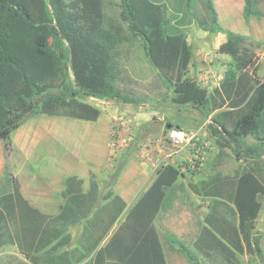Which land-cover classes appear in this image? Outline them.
I'll list each match as a JSON object with an SVG mask.
<instances>
[{
	"label": "trees",
	"instance_id": "obj_1",
	"mask_svg": "<svg viewBox=\"0 0 264 264\" xmlns=\"http://www.w3.org/2000/svg\"><path fill=\"white\" fill-rule=\"evenodd\" d=\"M119 1L121 21L132 37L140 39L149 65L172 90L171 102L191 106L205 118L218 111L209 125L218 148L234 145L240 151L232 148L238 159L244 158L241 151L250 158L257 156L259 147L245 146L244 141L252 138L264 146V82L252 76L251 57L240 58L246 38L223 31L213 1L204 0L208 20L197 24L204 31L224 34L226 42L219 53L238 61L237 68L231 65L227 70L220 89L208 93L190 76L193 53L186 24L169 18L161 3ZM243 1L245 22L261 16L259 3L264 0ZM185 5L189 8V0ZM174 9L183 19L187 16L181 5ZM116 43L124 45L128 38L119 26L105 24L104 0H0V141L6 162V184L0 192V247L15 246L31 264H79L92 253L89 264H168L157 220L180 206L177 181L184 174L178 167L166 165L157 172L145 194L98 248L125 209L119 196L112 191L101 196L92 174L87 190L82 180L71 176L64 181L58 213L45 214L22 196L9 164L11 135L28 116L95 122L100 110L87 104L88 98L139 105L111 84ZM167 126L174 127L171 122ZM146 129L139 128L133 143L145 138ZM190 189L210 199L207 214L196 219L193 249L216 264H239V256L251 252L253 242L250 223L240 229L231 207L237 179L216 175ZM81 222H85V244L69 251V230ZM169 240L191 264H197L183 243L172 235Z\"/></svg>",
	"mask_w": 264,
	"mask_h": 264
},
{
	"label": "crops",
	"instance_id": "obj_2",
	"mask_svg": "<svg viewBox=\"0 0 264 264\" xmlns=\"http://www.w3.org/2000/svg\"><path fill=\"white\" fill-rule=\"evenodd\" d=\"M212 1L217 14V23L223 31L242 35L243 37L249 36L253 39L255 38L254 36L257 35L258 32L254 29L256 24H253L252 19H249L248 22H245L244 20L241 23V29L234 27L230 28V24H223L228 20H232L233 10H237L239 14L241 13L240 16L243 17V0ZM182 2L183 0H175L176 4L174 5V8L181 5ZM178 16L179 20L181 15ZM208 33L209 31H204L201 28L200 31L195 30L187 33V42L191 46L193 53L189 71L197 70L196 77L199 71L213 67L203 59V43L204 40L207 39ZM217 34L225 37L222 33ZM199 38L201 40L197 41ZM190 40H192L194 44L196 43V46H194L195 48L192 47ZM127 45V43L119 45L118 49H115V51L112 52L113 76L111 84L123 97L134 100L139 105H121L112 101H99L92 98L85 100L87 104L98 109L99 105H103L105 108L102 107V110L99 109L100 117L95 122L69 119V176H61L59 180L54 183L47 173H43L41 175V182L38 183L37 176L31 175L33 172L31 165L35 162L34 159L37 157L36 150L41 145V141L54 129L67 126L63 124L60 118L46 116V118L55 120V124L52 127L50 125L51 122L39 118L43 115L28 116L25 118L22 125L12 133L11 140L13 151L9 157V163L10 167H12L13 161L14 166L17 165L19 170L22 173L24 172V175H22L23 181L17 179L15 175L13 176L17 179L20 185L22 196L42 213H51L50 211L52 210L53 214L50 215L58 213L59 207L63 203L60 194L64 189V181L67 177L74 176L82 180V187L84 190H87L89 187L90 175L92 174L96 177L100 195L103 192V188L105 189L109 183V190L125 202V209L116 221V223L119 222V226L126 215L154 182L157 172L164 165L177 166L176 164L179 161H185L186 150L173 155L170 158L166 157L165 151L159 150L152 159L140 161L137 158L135 150L130 149L117 158V163L115 165H108L107 150L109 148L111 137L119 124L122 122L127 123L129 127L133 128L130 132L131 135L135 136L143 124L148 125L152 123V120L150 119H154L150 114L151 110H147L145 107L149 105V102L162 99L168 94L165 85L157 73L149 72V63L143 47L141 46V50H136L133 46ZM173 125L174 127L186 129L182 127L180 123H175ZM165 129H168V126H166ZM164 130L157 133H151L148 137H157ZM5 163L4 145L3 142L0 141V181L3 180ZM117 171L118 174L116 175V178H113V175L116 174ZM184 179L185 175L181 176V180ZM58 197H60L61 201ZM44 205H46V209L44 208ZM177 205L158 217L157 227H159L158 229L161 227V229L165 231L180 230L178 233L174 231V233L180 237L179 241L190 243V245H192L197 233L196 219L199 218L193 213L191 215H181L178 219L181 226L179 227L178 225V227H176L175 223H177V215L180 210V206L178 205V207ZM57 208L58 211L55 210ZM115 224L98 248L104 246L114 231L118 228V226L114 228ZM84 226L85 222H81L70 228L69 233L71 235V242L69 244V251L79 249L81 245L85 244V240L82 239ZM76 228L81 230L79 237H75L74 230H76ZM162 245L164 248L163 242ZM172 251H174V255L172 256V259H170L164 248L168 264H186L183 255L176 253V250ZM93 255L94 253L79 264H89Z\"/></svg>",
	"mask_w": 264,
	"mask_h": 264
},
{
	"label": "rangeland",
	"instance_id": "obj_3",
	"mask_svg": "<svg viewBox=\"0 0 264 264\" xmlns=\"http://www.w3.org/2000/svg\"><path fill=\"white\" fill-rule=\"evenodd\" d=\"M152 1L163 4L166 7L167 16L169 18L172 16L177 18L179 17L174 9V5L176 4L175 0ZM186 1L187 0H183L181 7L183 11L187 12V16L183 19L181 15L178 22L186 24V34L195 30L200 31V26L197 24V21L208 20V13L205 9L204 0H189V8L185 5ZM259 8L262 12L261 16L251 18L253 20V24H256L254 29L258 32V34L254 36L255 40L249 36L245 37L246 41L242 45L240 58L245 59L251 57L253 64L250 68V72L253 73L254 77L258 81L264 82V1L259 3ZM233 11L232 20H228L223 24H230V28L234 27L241 29V23L244 19L240 16L241 13L239 14L237 10ZM104 14L105 24L107 26L115 25L122 29L123 35L128 38L127 46H133L136 50H141L142 44L140 39L132 37L127 31L126 24H124L120 19L119 0H104ZM200 40V38L197 39V41ZM225 42L226 37L218 35L214 32H209L207 34V39H205L203 43V59H205L206 63L213 66L212 68L215 69L216 73L224 72V75H226V72L231 65H234L236 68L238 67V61H233L230 57L219 53L220 46H222ZM190 43L192 47L195 48L194 46H196V43L194 44L192 40H190ZM119 45L120 44L116 43L115 49H118ZM148 70L150 73H156L150 65H148ZM196 73L197 70L190 71V76L195 79ZM165 88L168 92L166 97L157 101L149 102V105L145 107L147 110H151L150 114L154 119H150L152 120V123L142 125L147 127L146 130L149 131V133L144 134V137L150 135L151 133H157L164 130L168 122H171L172 124L180 123L182 127L191 130L204 127L207 135H209V141L212 142L214 147V152L202 170L192 173L187 171L184 174L185 179L181 180L180 176L177 181V194L180 196L181 202H179L180 210L177 215V223H175V226H181L180 221L178 220L181 215H191L193 213L200 220H202L203 216L208 212L207 207L210 203V199L195 194L190 189V185L197 187L200 183L207 181L216 175L234 177L237 179V191L236 201L231 205V207L235 210L236 224L240 229L245 223H250L251 241L253 242L252 251L239 256L238 262L239 264H264V146H261L252 138H247L244 141L245 146H257L259 149L257 156H253L252 158L247 156L244 151H241L244 157L243 159H238L235 152L232 151V148H235L238 152H240L234 145H232L231 148L219 149L216 144V138L211 135V130L209 128L210 119L218 113V111L211 113L208 118H205L199 111L193 109L191 106H176L171 102V98L173 96L172 90L168 89L166 86ZM102 107L105 108V106L99 105L100 110L103 109ZM39 118L51 122L50 125L52 127L55 124L54 119L46 118L44 115ZM60 119L63 124L67 126L54 129L48 136L44 137L41 141V145L36 150L37 157L34 159V164L31 165L33 170L31 175L37 176L38 183L41 182V175L43 173H47L49 178H51L54 183H56L61 176H69V119ZM116 163L117 162L108 165L111 166ZM184 163L185 162L181 160L175 164L177 165L176 167H180L184 165ZM11 171L17 179L23 181L22 175H24V172L22 173L17 165L14 166L13 161ZM109 186L110 185L108 183L107 187L105 189L103 188L101 196H104L108 191H110ZM4 188L5 183L1 180L0 192ZM58 199H60V197H58ZM44 208L46 209V205H44ZM55 210L58 211V208ZM50 212L51 213L47 214H53V210ZM118 224L119 222L115 224L114 228L117 227ZM158 230L168 257L172 259V256L174 255V251L172 250H176V253L180 252L177 250L175 245L171 244L169 236L172 235L177 241H179L180 237H178L174 231L178 233L180 230L176 229L174 231H165L161 229V227ZM74 232L75 237H79L81 230L76 228ZM183 244L194 254V256H196L198 261L197 264H216L215 261H209L199 252L195 251L190 243ZM185 263L191 264L186 258ZM0 264L31 263L25 260L15 246L6 245L0 247Z\"/></svg>",
	"mask_w": 264,
	"mask_h": 264
},
{
	"label": "built area",
	"instance_id": "obj_4",
	"mask_svg": "<svg viewBox=\"0 0 264 264\" xmlns=\"http://www.w3.org/2000/svg\"><path fill=\"white\" fill-rule=\"evenodd\" d=\"M224 72L216 73L212 67L199 71L194 79L197 85L208 93L220 89L224 81ZM133 128L127 123H120L115 129L108 148L107 162L115 163L124 152L134 149L140 161L150 160L157 151H165L170 158L182 151H187L184 165L178 167L181 174L185 172H198L202 170L214 152L212 142L209 141L204 127L198 129L168 128L157 137H145L136 143L135 136L131 135ZM166 166V165H164ZM163 166V167H164ZM176 167V166H175Z\"/></svg>",
	"mask_w": 264,
	"mask_h": 264
}]
</instances>
